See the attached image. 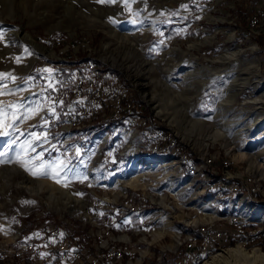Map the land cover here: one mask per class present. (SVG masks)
I'll list each match as a JSON object with an SVG mask.
<instances>
[{"label": "rangeland", "instance_id": "1", "mask_svg": "<svg viewBox=\"0 0 264 264\" xmlns=\"http://www.w3.org/2000/svg\"><path fill=\"white\" fill-rule=\"evenodd\" d=\"M193 1L200 3L199 8L189 7ZM261 3L0 0V73L10 74L0 77V107L7 112L6 123L12 125L0 129L9 132L0 136V160L5 161L0 163V252L15 246V239H23L24 229L32 231L35 224L51 217L47 226L61 222L59 226L91 230L85 234L90 240L85 244L92 252H86L84 264H106L108 255L118 248L122 249L119 255L108 264H117L124 255L122 264H158L164 256L173 264L178 253L188 254L187 247L206 242L205 228L234 230L233 221H223L226 216L249 226L257 224L253 226L256 240L248 243L247 236H235L216 243L208 260L242 242L248 250L264 252V138H257L264 123L254 129L253 142L245 138L246 124L253 125L254 118L261 117V108L264 110L262 99L255 102L264 94V31L258 30L255 21L261 17L264 0ZM192 10L203 13V20L198 19L197 32L182 33L180 24ZM206 11L213 16L207 18ZM58 32L62 36L57 38ZM175 32L180 33L175 36ZM82 61L97 66L98 84L117 76L125 103L149 110L148 117L163 129L158 135L153 133L154 137H164L166 130L165 137L154 144L149 131L144 133L147 126L137 122L140 131L136 132L128 117L125 126L112 128L110 122L101 123L100 114L107 120L118 114L119 107L112 100L116 94L98 104H83L90 110L81 107L82 115L72 116L79 102L86 101L84 92H77V98L61 97L64 85L74 94L73 72L82 69ZM65 64L72 67V74L59 77ZM61 88L57 99L47 95L49 89ZM106 99L110 103L103 105ZM249 100H254L252 111L245 107ZM9 105L22 107L9 110ZM214 132H221L216 140L209 137ZM160 146L172 147L179 154L161 153ZM115 150L119 151L117 158ZM237 152L247 157L235 158ZM34 171L48 174L33 175ZM134 175H140L146 187L128 185ZM95 182L106 185L97 188ZM242 183H249L250 189L237 193L233 187L241 188ZM63 188L79 201L70 200L69 207L60 210L45 205L51 193L60 204L67 201L62 198ZM123 194L127 199L123 209L137 207L138 202L141 209L157 213V218L164 216L166 224L161 229L166 228L165 234L178 230L163 240L168 248L155 260H139L141 250L131 254L128 243L111 242V236L127 241L128 234L123 230L111 234V227H102L95 220L99 206L121 204ZM211 214L218 215L214 222L191 223ZM159 219L156 230L162 226ZM24 225L28 229L21 228ZM190 229L195 230L189 234ZM176 232H180V240L173 237ZM144 237L151 241L152 231ZM172 243L177 244L176 249ZM27 260L25 264H32L29 257ZM0 264H4L1 258ZM73 264L80 260L73 259Z\"/></svg>", "mask_w": 264, "mask_h": 264}, {"label": "built area", "instance_id": "2", "mask_svg": "<svg viewBox=\"0 0 264 264\" xmlns=\"http://www.w3.org/2000/svg\"><path fill=\"white\" fill-rule=\"evenodd\" d=\"M198 2H202V0H197ZM247 9V8H246ZM188 14V13H183ZM189 15V14H188ZM257 20V19H256ZM249 31V30H248ZM57 38L62 35V33H56ZM89 68L82 61V69L75 72L74 74V94L73 96L77 98V92L85 93V102H79L78 110L75 113H71L72 116H75L80 111V104H86L87 102L95 101V98H87V89L94 88L95 91H102V100L105 97L110 96V94H106V85L112 84L110 79H104L105 84H97L95 81V70L94 76L92 78H86V69ZM114 89H117V85H113ZM59 91H55L53 89H49L47 93L49 94L52 100L57 99ZM127 113V109H126ZM127 116H130L127 113ZM132 117V116H131ZM149 124L148 128L152 129ZM167 133L164 130V136ZM153 137V136H152ZM162 138V137H158ZM158 138H154V144L158 140ZM177 149V144L173 148ZM233 187V186H232ZM233 189L239 193L241 189H250L249 183H242L241 188ZM233 221L234 222V230L232 231H218V228H205L203 231L206 232V242L203 245H190L189 253L186 255H177L179 258V264H190L191 257L199 256L202 252H210V249L216 243H226V241L234 236H247L252 237L256 236L255 231L253 230V226L247 225L245 222L239 223L238 218L235 217H223V221ZM24 229V228H23ZM76 229H70L66 226H48L47 220L43 222H39L32 227L31 232L23 230V239H16L17 248L14 249L16 252L23 253V256H29L32 261L36 260L37 264H73L72 259H79L80 264H84L83 256L86 254V250H84V241L87 240L85 235L79 237L76 234ZM14 238V236L12 237ZM121 248L115 249L113 253L108 255V259L113 258L114 255H118L120 253ZM108 261V262H109ZM107 262V264H108ZM99 264V263H98Z\"/></svg>", "mask_w": 264, "mask_h": 264}, {"label": "bare ground", "instance_id": "3", "mask_svg": "<svg viewBox=\"0 0 264 264\" xmlns=\"http://www.w3.org/2000/svg\"><path fill=\"white\" fill-rule=\"evenodd\" d=\"M255 21H257L256 23L258 25V30L261 29V31L262 30L264 31V5L262 7L261 17L258 20H255ZM239 53H241V50L235 52L236 56H238ZM228 55H230V54H228ZM223 60H227V59H224L223 58ZM229 60H231V59H229ZM236 60H239V59L237 58ZM114 61H115V59H114ZM86 65L89 66V68L86 69V71H87L86 72V78H92L94 76V70L97 71V69H96L97 66L94 63H92V62H88V64H86ZM95 81L98 84V80L96 79V76H95ZM110 81H111L112 84L106 85V94L107 95L110 94V97L111 98L113 97L114 94H116L117 97L113 98L112 100H116L115 106L117 105L119 107L118 108L119 109L118 114L116 116H113V118H120V117H123V116H125V118L128 117V121L130 122V125L129 126H132L131 127L132 129H133V126H135L137 122H139L142 126H145L146 125L147 128H148L149 124L153 123L155 125L156 129H155V131H150L149 130L148 134L149 135H152L153 137L156 136V135H158L159 132L161 130H163V129H161L162 127L160 125H158L157 122L152 121L149 117H144V116H142V115H140L138 113H135V111H137L136 110V105L133 102L132 103L131 102L125 103V98H122V88L120 87V84L118 83L119 80L116 77L111 76ZM247 81L248 80H245L244 83H247ZM101 84H105V81H104V83H101ZM113 85H117V89H114V86ZM234 91H235V89H234ZM81 93L82 92H79L78 95L81 94ZM87 94L89 95L88 98H92V97L95 98V101H92L95 104L101 103L100 101L103 98L102 97V91H95L94 92V88H92V89H88ZM47 95L49 96L48 93H47ZM261 99L263 100V101H261V103H262L261 104V107H263V105H264V94L261 97L257 98V100H255V102H257V104H258V100H261ZM252 101H254V100H249V101L246 102V106L245 107L246 108L247 107L251 108L249 111H252L254 109V107L251 105L252 104ZM81 105H83V104H81ZM83 107L87 111L90 110V108H89L90 106L88 107V106L84 105V106H82V108ZM121 107L123 109H121ZM126 109H127V113H129L130 116H127ZM255 109H257V108L255 107ZM260 112L262 113L261 114V117L258 118V119L254 118L255 119L254 120L255 123H253V125H248L249 123L246 124L247 125L246 126V133H247V135H246L245 138H247V139L249 138L248 141H252V142L254 141L255 138H251V136H253V134H255L254 129H257V127H259L261 123L262 124L264 123V110H262V108H261ZM146 119L148 120V122H147ZM197 123L198 122H196L195 124H197ZM125 125H123V126H125ZM110 127L115 128V125L112 124ZM192 129L194 130V126H192ZM196 129H195V131H196ZM133 130L136 131V132L140 131L139 128L136 127V126L134 127ZM153 133H157V134L156 135H153ZM219 136H221V132H214V134H210L209 135V137L212 138V140H216ZM164 137L158 138V140L163 139ZM262 137L264 138V131H262L260 134H257V138L258 139L259 138L262 139ZM191 141H193V140H191ZM195 142H197V141H195ZM177 147H178V145H177ZM234 156H235V158H246L247 157V155L244 152L234 153ZM127 184L128 185L131 184L132 186H136V187H146V185H147V183H145V181H143L141 179L140 175H134V177L131 180H129V182H127ZM38 189H39V186H38V188L36 190H38ZM241 190H247V189H241ZM59 191H61V190H59ZM61 192L63 194V197L62 198L63 199H67V201H62L61 200L62 202L60 204L58 202L60 199L57 198V196H55L54 193H51L48 196V198L46 199L45 205H47L48 207L57 208V209L60 210V209H67L69 207L68 206V202H70V200L79 201V199L75 198L72 193H69V189H64L63 188ZM259 214H257L255 217L256 218L257 217H260ZM217 217H218L217 214L201 215L200 218H197V219L192 220L191 223H193L194 225L200 224L201 222L202 223L203 222L211 223V222H214V220ZM226 221H229V220H226ZM238 222H239V220H238ZM208 226H213V224L212 225H208ZM165 231H166V228H163V229H160V230L156 231L153 234L154 240H156L157 238H161L162 237L161 235H164L165 234ZM218 231H219V228H218ZM175 235L176 236L173 235V237L174 238H178V240H180L179 237H178L180 234L176 232ZM203 235H204V232L202 233V236ZM232 238L228 239L226 242H228ZM255 240H256V237L255 236L247 237L246 238V241L248 243L249 242H254ZM85 242H87V241H84L83 244ZM174 246H175V244L172 243L171 244V247H174ZM16 248H17V246H16V242H15V246L13 245L11 247H8L5 251L0 252V255H1L0 258H1V260L4 261V264H25V256H23V253H21V252H17V251L15 252L14 249H16ZM189 248H190V246H189ZM212 254H213V247L210 249V252H202L199 256L191 257V263L190 264H198V263L201 264V262H203V261H204V263H202V264H264V252H262L259 248H252V249L248 250L245 247V245L243 244V242L242 243L235 244L233 247H230V248H227L225 250H222V251L217 252L216 255H213L214 257L212 259L208 260L209 259V256H211ZM118 255H114V257L115 256H118ZM27 257H29V256H27ZM84 258H85V255L83 256V259ZM29 259H31V258L29 257ZM177 260H178V262H177ZM31 262H32V264H37V261L36 260H33L32 261V259H31ZM107 262H108V260H107ZM176 262H177V264H179V258L177 256L175 257V263L174 264H176ZM131 264H133V263H131Z\"/></svg>", "mask_w": 264, "mask_h": 264}, {"label": "crops", "instance_id": "4", "mask_svg": "<svg viewBox=\"0 0 264 264\" xmlns=\"http://www.w3.org/2000/svg\"><path fill=\"white\" fill-rule=\"evenodd\" d=\"M204 0H202L203 2ZM214 1V0H213ZM218 1V0H215ZM201 2V3H202ZM263 3V0H262ZM262 3L260 5H262ZM200 4V3H199ZM198 3H195L194 1L191 2L190 4V8L191 9H196V6L199 5ZM194 6V7H193ZM199 8V6H198ZM193 11V10H192ZM208 11H206L205 13H207ZM213 13L215 11H212ZM203 13H200L199 10H194L193 14L188 16L181 24H180V28L182 30V33L185 32L187 33V31H193V32H197L199 26H197L198 24V19L200 18V21L203 20L202 17ZM208 17L213 16L212 13L208 12ZM180 32H175L174 35L178 36ZM102 152V151H101ZM76 154V152H75ZM102 154V153H101ZM63 155V154H62ZM109 162H112L111 160ZM106 184L101 183V182H95L94 186H96L97 188H99L100 186H104ZM126 194L122 195V202L121 204H117V203H109V207H104V206H99V214L97 213L95 215V220H97V223L100 224L102 227H111V234L113 233H119L121 232V230H123L125 233H123L124 235L128 234L127 236V241L124 240H118V239H114L115 237H112L109 239L111 240V242L115 241H121L128 243V247L131 248L130 250H128L131 254H133L132 251H134V253L136 254V252L139 250H141L140 253H142V257H139V260H145L147 259H152L155 260L157 255H160L163 252V249L167 246H164L166 243L163 241L165 238L169 237L170 234L172 233V231H178V230H168V232L164 235H161V238H157L156 240H154L153 238V234L160 230L165 224H166V219H163L164 216H162L160 219L157 218V213L151 212L147 209H141L140 205L138 206V202H136L135 204L137 205V207H133L129 210H125L123 209L125 203L127 202V199H125ZM136 196H133V198H135ZM103 198V197H102ZM141 198V197H140ZM105 199V198H103ZM142 200L145 201V197L141 198ZM107 200V199H105ZM135 202V201H134ZM157 219H159L162 223H161V227L156 230L155 227L157 225H155L157 223ZM91 226L96 229L97 227L94 226L92 223H90ZM75 225V224H74ZM73 226V225H72ZM171 227V226H170ZM21 228H24V226H21ZM20 228V229H21ZM74 228H76V226H74ZM83 229H79L75 231L77 236L81 237L83 235H87L88 233L91 234V230L87 229L86 227H82ZM92 229V228H91ZM196 229V228H195ZM195 229H190L189 234L194 231ZM148 231H152V240H148L145 236V234L148 233ZM170 233V234H169ZM180 233V232H179ZM188 234V235H189ZM125 235V236H126ZM164 242V243H163ZM174 242V241H173ZM167 245V244H166ZM177 244L174 246L176 248ZM84 247L86 250V252H92L91 250H89V248L87 247V245L84 243ZM173 247V248H174ZM127 249V248H126ZM187 251H189V247L186 248ZM125 255L124 256H120V258L117 259V264H122V261L125 260ZM132 260V259H131ZM175 260V259H174ZM135 264H137V262L135 261Z\"/></svg>", "mask_w": 264, "mask_h": 264}, {"label": "trees", "instance_id": "5", "mask_svg": "<svg viewBox=\"0 0 264 264\" xmlns=\"http://www.w3.org/2000/svg\"><path fill=\"white\" fill-rule=\"evenodd\" d=\"M62 36V35H61ZM95 62L96 63H98L97 62V60H95ZM64 66V68H62V70H63V73H62V76H59V77H68L70 74H72V72H71V69H72V67L71 66H69V65H67V64H65V65H63ZM116 74H118V75H120V72H118V71H116ZM73 75H74V72H73ZM96 75L98 76H100L101 75V73H99L98 74V72L96 73ZM105 76H108L107 75V73L106 74H103V77H105ZM111 77V76H110ZM117 77V76H116ZM118 78V77H117ZM108 79V78H107ZM120 79V78H119ZM100 81V80H99ZM103 83H104V81H103ZM64 94L62 95V97L61 98H63V97H65L66 95L68 96H70V97H72L73 96V94H72V88H70L69 86H65L64 85ZM87 92H88V89H87ZM83 95H84V97H85V93H83ZM60 98V99H61ZM87 98H88V95H87ZM107 98V97H106ZM83 102H85V101H83ZM108 102L110 103V101L108 100V99H106L105 100V102L103 103V105L104 104H108ZM138 103H139V105H141L142 104V102L140 103V101H138ZM81 107H82V105L80 104V111L78 112V114H80V115H82V112H81ZM111 107H112V104H111ZM102 109V108H101ZM136 110L137 111H135V113H138V114H140V115H142V114H145L147 117L148 116H150V114H151V112L149 111V110H139V107L138 106H136ZM70 111H75V110H70ZM76 112V111H75ZM69 114V112L67 111V113H66V115H68ZM98 119L101 121V123H106V122H110L108 125H110V124H114L115 125V127L116 126H122V125H125V121H126V118H125V116H123V117H120V118H113V117H111L109 120H107V119H105V118H103V116L100 114L99 116H98ZM108 125H106V126H108ZM151 125H154L153 123H151ZM151 128L152 129H149V128H147V129H145V131L146 132H144V133H147L149 130L150 131H152V130H154L155 129V126H151ZM112 145H113V142H111V144L110 145H108V149H110L111 147H112ZM185 146V145H184ZM179 147H180V145H179ZM187 147V146H186ZM180 149H181V147H180ZM119 150V149H118ZM114 151L113 152V155H114V157L115 158H117V157H119V151ZM182 151V150H181ZM160 152L161 153H171V154H176V155H178L179 153H178V151H174L173 150V148L172 147H170L169 149L168 148H165V147H163V146H160ZM190 152H193V150H191ZM188 153V152H187ZM189 154V156L190 157H192V155L190 154V153H188ZM194 158V157H193ZM239 188V187H238ZM150 205V204H149ZM51 218V217H50ZM50 218H48V219H50ZM48 219H46V220H48ZM61 224V222H59V224L58 225H56L55 224V226H59ZM253 226H257V224H253ZM24 227H25V225H24ZM29 227H30V225H29ZM26 229H28L27 227H25ZM30 230V229H29ZM29 232H31V231H29ZM261 235V234H260ZM261 238H262V240H261V243H264V231H263V233H262V236H261ZM84 249H85V247H84ZM28 257L27 256H25V262L27 261L28 262ZM172 260L170 259V258H168V257H166V256H164V258L162 259V262H158V264H172ZM174 263H175V260H174ZM173 263V264H174Z\"/></svg>", "mask_w": 264, "mask_h": 264}, {"label": "snow or ice", "instance_id": "6", "mask_svg": "<svg viewBox=\"0 0 264 264\" xmlns=\"http://www.w3.org/2000/svg\"><path fill=\"white\" fill-rule=\"evenodd\" d=\"M99 2L100 3H104V2L115 3L116 0H99ZM0 39H2V34H0ZM48 71H51V70L49 69ZM7 75H10V74L0 73V77H4V76H7ZM12 79H15V77H12ZM17 107H22V105L21 106H17V105H9L8 106L9 110L13 109V108H17ZM29 111H31V109H29ZM6 117H7V112H6L5 108L4 107H0V129L9 128V127L12 126L11 124L6 123ZM16 118H19V117H16ZM24 118H27V116H25ZM45 123H47V122H45ZM7 135H9L8 131L0 130V136H7ZM37 139H40V137H37ZM0 155H3V153H0ZM4 162L5 161L0 160V163H4ZM24 166L27 167V164H25ZM40 167L41 168L44 167L43 162H41ZM48 167H52V165L50 164V165H48ZM29 170L31 171V169H29ZM41 174L47 175L48 173H47V171H43V172L34 171L33 172V175H41Z\"/></svg>", "mask_w": 264, "mask_h": 264}, {"label": "water", "instance_id": "7", "mask_svg": "<svg viewBox=\"0 0 264 264\" xmlns=\"http://www.w3.org/2000/svg\"><path fill=\"white\" fill-rule=\"evenodd\" d=\"M11 25H12V26H14V24H13V23H11ZM181 70H184V68H183V69H181ZM100 153H101V151H100Z\"/></svg>", "mask_w": 264, "mask_h": 264}]
</instances>
